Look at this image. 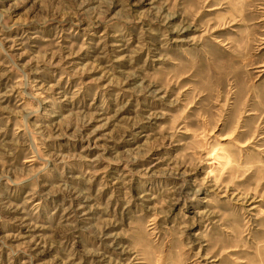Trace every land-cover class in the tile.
<instances>
[{
    "label": "rangeland",
    "instance_id": "1",
    "mask_svg": "<svg viewBox=\"0 0 264 264\" xmlns=\"http://www.w3.org/2000/svg\"><path fill=\"white\" fill-rule=\"evenodd\" d=\"M0 264H264V0H0Z\"/></svg>",
    "mask_w": 264,
    "mask_h": 264
}]
</instances>
